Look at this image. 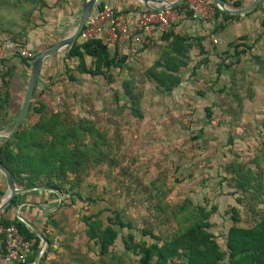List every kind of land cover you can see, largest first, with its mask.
I'll use <instances>...</instances> for the list:
<instances>
[{
    "label": "rangeland",
    "instance_id": "374dc122",
    "mask_svg": "<svg viewBox=\"0 0 264 264\" xmlns=\"http://www.w3.org/2000/svg\"><path fill=\"white\" fill-rule=\"evenodd\" d=\"M114 1L120 8L132 7V13L120 14L122 28L118 26L105 37L112 52L116 48L119 56L127 57L122 69L113 70L112 82L107 83L100 76L77 73L76 78L70 80L60 64L52 72L51 86L49 84L41 96L37 94L32 100H43L45 111H59L68 119L86 117L92 120L111 140L109 158L101 162L88 161L82 182L76 189L82 197L95 199V204L87 206L78 201L70 206L65 204L54 212L53 218L59 221L62 230L48 226L56 254H51L46 264L59 256L82 259L84 263L96 260L99 264H137L135 256L125 252L123 239L128 238V232L136 234L137 230L147 228L160 236L169 235L176 227L172 211L186 197H192L201 205H214L223 199L219 208L222 219L215 213L211 222V229L221 242L223 230L219 226L224 224V217H229L230 205L226 196L219 193L218 181L223 174L217 175V170L225 174L224 167L234 157L249 163L264 146V75L258 70L259 63L264 61V28L249 23V26L237 25L227 30L231 40L235 32H244L241 35L249 36L247 43L252 48L241 55L237 63H234L235 57L227 58L226 63L234 64L224 67L218 79L215 72L217 57H211L205 66L200 65L193 71L192 64L198 57L197 51L191 50V64L183 69L180 87L164 94L144 76V70L156 58L160 46L153 44L145 48L141 45L145 42L120 44L117 40L120 31L138 23L136 13L140 10L135 9L139 2ZM188 3L197 5L199 0H188ZM203 6L205 16L202 21H206L203 19L211 14L207 4ZM258 11L256 16L263 14L262 9ZM255 15L252 13L250 17ZM181 19L178 17L171 24L184 32L185 24ZM209 21L213 27L216 25V21ZM209 42L208 51L212 55L224 49V45H220L217 51L216 44L212 40ZM2 71L0 68V73ZM128 79L133 94L138 95L141 116L132 114L128 108L129 98L122 97L121 86ZM26 81L27 78L25 85ZM43 81L42 78L38 80L36 93ZM223 86L226 90L219 91ZM4 91L0 87V97ZM20 106L21 101L12 102L10 108H0V117H15ZM205 106H211L210 118L205 116ZM38 116L29 110L23 124L32 125ZM9 124L2 126V133L10 131ZM228 138L232 140L229 146ZM2 185L5 191V183ZM224 185V191H229L230 188ZM66 197L68 195H63V200ZM113 210L118 211L121 220L132 228L124 227L111 246V253L100 256L94 244L85 243L81 215L99 214L105 218ZM239 212L240 225L253 223L251 212L242 206Z\"/></svg>",
    "mask_w": 264,
    "mask_h": 264
},
{
    "label": "trees",
    "instance_id": "16d2710c",
    "mask_svg": "<svg viewBox=\"0 0 264 264\" xmlns=\"http://www.w3.org/2000/svg\"><path fill=\"white\" fill-rule=\"evenodd\" d=\"M108 1L111 2L100 0L93 12L109 8L116 18L119 14L132 9V7L120 8V5L116 4L114 0ZM208 1L213 5L211 0ZM224 1L232 7L243 6L241 0ZM187 3V0H184L172 10L177 11L180 18L202 20V16L189 9ZM42 6H46L44 0H0V40L5 39L10 43L25 47L26 41L23 37L26 36L28 29L37 26L32 21V17L35 13H39ZM214 8V14L210 18L203 19L216 21V25L210 32L211 35L221 32L230 23L240 18L239 15L225 14L217 7L214 6ZM258 8L263 11L259 26L264 28V6L261 3L245 15H249ZM135 10H140L137 13L148 11L140 3ZM208 36L210 35L194 36L187 32L180 33L175 31L172 24L164 31H159L154 26L152 35L146 43L141 45L147 48L157 44L160 49L153 62L144 70V76L154 82L159 92L164 94L174 92L181 85L183 69L191 64L190 53L193 48L197 51L198 57L197 61L192 64L193 71L200 65L205 66L209 62V54L212 53L203 45V41ZM247 40V36L244 35L228 41L224 44L222 52L215 55L217 57L216 79L223 72L224 67L229 68L232 64L239 62L241 55L251 50L252 47L247 43ZM108 45L102 35L89 39L78 37L73 45L45 59L40 74V78L44 80L43 86L38 93L34 91L32 100L36 98L37 94L41 96L49 84L51 86L52 72L57 69L56 64L59 56L60 64L68 73L70 80H74L77 73L88 77L100 76L105 82L111 83L113 70L122 69L127 57L119 56L116 48L112 52ZM39 51L41 50L35 51L34 56ZM16 57H19L20 63L28 71L33 57L24 58L19 55ZM52 57L57 59L54 64L51 62ZM231 57L236 58L234 63H226L227 58ZM15 68L7 66L0 73V87L5 89L0 97L1 109L5 106L10 108L13 102L10 83ZM258 70L264 75V61L259 63ZM121 88L123 90L122 97L129 98L128 108L132 114L141 116L138 95L133 94L129 79L124 80ZM224 89L226 90V86L218 90L223 91ZM45 104L41 99L31 101L28 111L32 110L37 113L38 119L29 126H25L22 121L10 138L0 140V163L12 174L17 187L44 186L55 189L62 195H68L59 208L65 204L74 205L78 201L87 206L94 205L95 199L82 197L76 189L82 182V173L85 172L84 166L88 161L101 162L109 158L111 153L110 136L86 117L68 119L59 111H45ZM204 111L206 118H210L211 106H205ZM13 119L14 117L6 119L1 116L0 128L10 123L11 129ZM231 141L230 138L227 139L228 146L231 145ZM224 170L225 174L217 170V175L223 174L218 181V190L221 195L226 196L230 208L227 211L229 217H224V224L219 226L223 230L221 242L214 235L211 222L213 214L220 215L219 208H221L223 199L214 205H201L192 197H186L172 211L176 227L169 235L160 236L147 228L137 230L136 234L128 232V238L123 239L125 252L135 256L137 264H264V146L249 163L240 162L234 157L224 167ZM224 184L230 188L229 191H224ZM3 194L4 191L0 186V197ZM47 196L50 197L53 205H56L58 200L56 193L47 191ZM26 199V193L17 194L0 212V224L13 223L25 239L34 240L25 263L13 264H32L41 247L39 237L17 217L14 216L10 219L2 216L5 211L16 207ZM241 206L254 215L253 223L249 226L240 225L239 207ZM53 216L54 212L48 214L45 227L47 225L58 226ZM81 223L84 226L85 243L94 244L100 256L111 253V246L124 227L132 228L121 220V216L116 210L111 211V215L105 218L99 214H82ZM41 232L47 245L37 264H46V259L55 251L52 250L50 235L43 229Z\"/></svg>",
    "mask_w": 264,
    "mask_h": 264
},
{
    "label": "crops",
    "instance_id": "0c3cea01",
    "mask_svg": "<svg viewBox=\"0 0 264 264\" xmlns=\"http://www.w3.org/2000/svg\"><path fill=\"white\" fill-rule=\"evenodd\" d=\"M46 6H42L39 13H35L32 17V21L37 25L36 27H33L31 29H28L26 32V36L23 37L26 41L25 47L28 48L31 52V50L34 53L38 50H43L45 47L49 46L50 44H53L58 39L65 37L69 35L72 30L74 29L77 19L80 13V8L82 6L83 0H44ZM100 1V0H99ZM232 1V0H231ZM243 3V6L248 4L251 0H241ZM111 1L107 0V3H110ZM261 5H264V0H261ZM261 10V8H258L257 10L253 11L254 15L259 12L258 10ZM127 13L131 14V11H128ZM250 13L249 15H239L241 19H237L236 21L230 23L227 27H225L221 32L211 35L210 32L213 28L212 22L208 21H202L201 19H181L182 23L185 24L182 25L180 28H184L186 30L180 31L177 26H174L175 31L180 33H189L191 35H210L208 38L203 41V45L205 49L210 50V42L216 44L215 48L219 49L220 45H224L226 42L231 41L229 34H227V30L230 28H234L237 25L241 26H249V23H254V25L259 26V20L260 17L263 16H253ZM138 14V13H136ZM247 14V13H246ZM120 15V14H119ZM116 17L117 26H120L122 28V23L120 21V16ZM248 16V17H247ZM260 18V19H259ZM190 27V28H189ZM189 28V30H188ZM244 33V32H243ZM241 32H235L234 38L236 39L239 36L243 34ZM228 38H227V36ZM233 36V35H232ZM247 36V35H246ZM249 36H247L248 39ZM232 38V37H231ZM233 38V39H234ZM232 39V40H233ZM107 41V39L105 38ZM114 40V39H113ZM192 50H195L193 48ZM221 51V50H219ZM62 52V51H61ZM17 54L8 52L6 56L1 60L0 62V68L7 67V66H14L16 67L14 70V73L11 78L10 83V90H11V98L14 99L13 103H17L20 101L22 94H24V88H25V80L26 76L29 73V70L26 71V68L20 63L19 57H16ZM53 56V55H52ZM215 55L209 54V57H214ZM49 58V57H47ZM46 58V59H47ZM56 57H52L51 62H54L57 60ZM61 63V59L59 56L58 62L56 64V67H58ZM40 79V78H39ZM3 182L5 183V179L3 175L0 173V186L1 189H3ZM5 191H6V184H5ZM4 191V193H5ZM44 190H31L29 192H26L27 199L24 202H32L37 203L40 206H35L31 204H24L18 209L19 215L22 217L30 220L40 231L43 229L45 232L49 234V228L47 225L44 226L46 217L49 213H53L56 210H59L58 208L61 206L59 205L55 210L50 211L47 210V208H54L56 205H53L52 200L48 199L47 197V191L43 193ZM4 195V194H3ZM2 195V196H3ZM45 195V197H44ZM1 196V197H2ZM0 197V198H1ZM43 199V200H41ZM58 202V200H57ZM23 203V202H22ZM57 204V203H56ZM42 206V207H41ZM1 212V211H0ZM1 216V215H0ZM3 217L12 219L14 216L16 217V207L10 208L7 211H5L4 214H2ZM55 219V218H54ZM56 220V219H55ZM57 223L59 222L56 220ZM59 230H62V227H60V223H58V226L56 227ZM42 233V232H41ZM51 240H52V248L54 249L56 254V249L54 247V238L53 235L50 234ZM57 238V236H55ZM56 258V257H55ZM53 259L50 261V264H99L96 260H91L90 262L84 263L82 259H71L68 256L63 257L59 256V258Z\"/></svg>",
    "mask_w": 264,
    "mask_h": 264
},
{
    "label": "water",
    "instance_id": "95a60500",
    "mask_svg": "<svg viewBox=\"0 0 264 264\" xmlns=\"http://www.w3.org/2000/svg\"><path fill=\"white\" fill-rule=\"evenodd\" d=\"M135 1L139 2L145 9L152 11V10L173 9L174 7L182 3L184 0H135ZM211 1L213 5L217 7L222 13L230 14V15H245L246 13H249L252 10H254L261 2V0H251L248 4L242 7H232L226 4L224 0H211ZM98 2L99 0H83L82 7L77 19V23L74 29L72 30V32L69 35L58 39L51 46L46 47L45 49L39 51L33 57L30 64L26 85L24 88V94H23L21 106L19 108L18 113L16 114V116L12 121V128L10 129V131H8L7 133H2L4 127L0 128V140H6L10 138L17 131L22 120L25 118L30 103L32 101L33 93L40 78L41 68L44 60L47 57H50L56 53L64 51L65 49H67L77 41L79 34L83 30L87 20L91 16ZM0 173L3 175L6 184V191L4 195L0 198V211H2L11 202V200L14 198L15 195L26 193L31 190H44V191H51L56 193L58 197V202L56 206L54 208H47V210L50 211L55 210L59 205H61L63 201L62 193L55 189H50L44 186L29 187V188L17 187L12 174L1 163H0ZM24 204H31L35 206H40V205L32 202H23L16 206V217L25 225H27L39 237L41 241L40 250L38 251L35 259L32 262V264H37L40 256L42 255L47 245V242L41 231L30 220L19 215L18 209Z\"/></svg>",
    "mask_w": 264,
    "mask_h": 264
},
{
    "label": "built area",
    "instance_id": "2783aa9c",
    "mask_svg": "<svg viewBox=\"0 0 264 264\" xmlns=\"http://www.w3.org/2000/svg\"><path fill=\"white\" fill-rule=\"evenodd\" d=\"M204 3L207 4L208 12L211 14L209 16L210 18L214 14L215 8L208 0H199L197 5H193V3L187 4L189 9L193 10L195 13L199 12L203 14V16H201L204 17L205 12L201 7ZM203 8H206L205 5ZM178 17H180L178 12L172 9L139 12L138 23L131 27V29L120 31L117 40L120 44L125 42L146 43L148 38L152 35L154 26L157 30L164 31L174 20H177ZM117 27L113 11L106 8L104 10L92 12L85 27L79 34V37L82 39H89L99 35L108 37ZM8 52L24 58H32L34 56L33 52H30L26 47L1 39L0 62ZM33 243V239H25L21 235L15 224H0V264L25 263L27 255L32 249Z\"/></svg>",
    "mask_w": 264,
    "mask_h": 264
}]
</instances>
